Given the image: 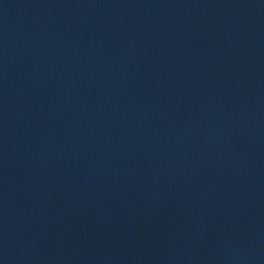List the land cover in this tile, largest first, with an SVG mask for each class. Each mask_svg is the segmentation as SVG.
Here are the masks:
<instances>
[{
  "label": "water",
  "instance_id": "obj_1",
  "mask_svg": "<svg viewBox=\"0 0 264 264\" xmlns=\"http://www.w3.org/2000/svg\"><path fill=\"white\" fill-rule=\"evenodd\" d=\"M0 264H264V0H0Z\"/></svg>",
  "mask_w": 264,
  "mask_h": 264
}]
</instances>
